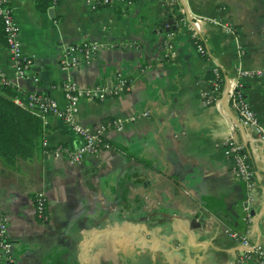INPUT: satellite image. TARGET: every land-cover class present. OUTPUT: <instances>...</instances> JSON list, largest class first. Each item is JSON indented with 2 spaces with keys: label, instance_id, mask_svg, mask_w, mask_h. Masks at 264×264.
<instances>
[{
  "label": "crops",
  "instance_id": "crops-1",
  "mask_svg": "<svg viewBox=\"0 0 264 264\" xmlns=\"http://www.w3.org/2000/svg\"><path fill=\"white\" fill-rule=\"evenodd\" d=\"M9 1L23 52L34 60L28 77L16 74L0 20V65L11 81L61 108L68 76L80 89L101 85L106 97L79 100L78 122L94 129L120 118L125 125L105 132L111 148L73 163L68 153L82 138L59 116L36 114L40 155L15 167L0 161V214L12 244L0 264H259L237 263L242 244L228 233L264 248V141L241 124L224 92L219 106L203 104L200 94L212 89L216 63L227 83L239 67L264 68V0H172L173 14L165 0L97 10L59 0L47 11L40 0ZM90 41L100 45L93 58L65 67L69 50ZM120 79L129 88L115 94ZM244 82L264 129V75ZM231 126L256 172L249 222L248 190L224 148ZM34 193L48 201L43 222Z\"/></svg>",
  "mask_w": 264,
  "mask_h": 264
},
{
  "label": "built area",
  "instance_id": "built-area-1",
  "mask_svg": "<svg viewBox=\"0 0 264 264\" xmlns=\"http://www.w3.org/2000/svg\"><path fill=\"white\" fill-rule=\"evenodd\" d=\"M50 6L58 4L59 0H49ZM132 0H85V3L91 10H97L101 4L113 3H131ZM213 23H220L216 18L203 17ZM0 20L4 32V41L10 59L13 62V67L19 77H28L29 71L32 69L34 60L30 56H26L23 52L20 39V26L15 17L13 6L9 0H0ZM100 45L98 42L90 41L74 48L63 58L65 67L77 65L83 61L89 62L94 54L98 51ZM198 52L203 57H208L207 50L202 42L196 41ZM212 72V89L210 91L201 92L203 104L207 106L220 105L221 94H226L227 102L235 110L237 117L242 125L250 127L255 133L256 141H264L263 124L255 108L250 102L245 88V79L264 75V68L260 69H244L239 67L236 70V77L233 81L227 83L226 76L222 73L220 66L216 63L211 68ZM34 81H38L37 76H33ZM0 84L4 87H10L16 92V102L19 106L46 116L54 114L63 119L68 128L82 138V144L69 151V159L73 163H80L88 155H98L102 150L109 149L112 144L105 138V132L110 128L123 130L125 120L120 118H110L94 129L80 124L77 120L79 112V100L81 98L103 99L108 94V91L101 85H97L88 89H80L76 86L71 76H68L63 84L67 104L61 108L58 102L47 96L46 94L33 91L24 93L11 81L5 69L0 65ZM129 88V84L125 79H120L119 84L115 87L114 93L117 94L123 89ZM150 112L132 115L128 120H137L140 117L148 116ZM225 153L230 156L234 162L235 171L241 177L248 190V198L245 206L244 220L250 221V209L253 201L251 191L255 186L256 172L253 169L249 154L247 153L245 144L236 137L234 126H231L229 137L225 142ZM62 147L58 146L55 149V154H59ZM36 211L42 217L43 201L45 196L42 193H37ZM230 237L239 240L242 244L240 256L237 263L255 261L259 264H264V248L261 245L253 244L246 235L238 236L235 232L228 233ZM12 254V244L7 236V220L3 214H0V260L3 256L9 258Z\"/></svg>",
  "mask_w": 264,
  "mask_h": 264
},
{
  "label": "trees",
  "instance_id": "trees-1",
  "mask_svg": "<svg viewBox=\"0 0 264 264\" xmlns=\"http://www.w3.org/2000/svg\"><path fill=\"white\" fill-rule=\"evenodd\" d=\"M165 1L168 13L176 12L172 0ZM49 5V0H40L38 3L39 9L43 11H47ZM14 98L15 91L10 87H4L0 92V161L10 167H15L18 160L35 158L43 150V120L37 116L38 113L16 104ZM36 195L33 194L35 204L38 203ZM47 206L45 198L42 217L37 214L41 222L48 217Z\"/></svg>",
  "mask_w": 264,
  "mask_h": 264
},
{
  "label": "water",
  "instance_id": "water-1",
  "mask_svg": "<svg viewBox=\"0 0 264 264\" xmlns=\"http://www.w3.org/2000/svg\"><path fill=\"white\" fill-rule=\"evenodd\" d=\"M51 13H53V10H51ZM238 191H239V188H238Z\"/></svg>",
  "mask_w": 264,
  "mask_h": 264
}]
</instances>
